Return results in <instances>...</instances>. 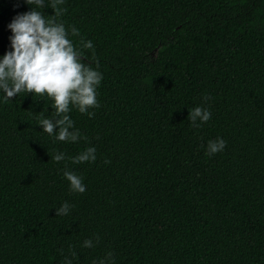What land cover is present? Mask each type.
I'll use <instances>...</instances> for the list:
<instances>
[{
  "label": "trees",
  "instance_id": "16d2710c",
  "mask_svg": "<svg viewBox=\"0 0 264 264\" xmlns=\"http://www.w3.org/2000/svg\"><path fill=\"white\" fill-rule=\"evenodd\" d=\"M50 2L37 9L46 17ZM60 7L102 73L100 106L92 117L72 108L81 138L60 142L38 125L54 116L47 95L0 91V264H264V0ZM31 8L0 0V58L8 25ZM197 106L211 118L193 127ZM217 138L226 147L208 155ZM88 147L95 162L68 159ZM65 166L84 193L70 191ZM65 202L74 207L56 216Z\"/></svg>",
  "mask_w": 264,
  "mask_h": 264
},
{
  "label": "clouds",
  "instance_id": "9594fccd",
  "mask_svg": "<svg viewBox=\"0 0 264 264\" xmlns=\"http://www.w3.org/2000/svg\"><path fill=\"white\" fill-rule=\"evenodd\" d=\"M31 5L30 11L18 14L8 25L12 35L9 37L11 50L0 58V91L5 100H10L21 93L47 95L53 101V118H39L38 125L43 132L54 135L60 142H77L81 137L74 122L69 116L72 108L89 117L94 116L90 109L98 108L97 88L103 76L98 70L83 62V54L72 40L64 23L58 21L66 9L60 7L64 0H51L50 8L54 14L46 17L43 11L45 0H25ZM33 5L35 7H33ZM72 36H79V31L71 28ZM83 49H92L94 45L89 41H80ZM211 113L202 107H195L189 111L188 118L193 127L197 123H206ZM226 147L222 138L209 140L207 154L214 155ZM95 147H88L75 157H69L73 164L95 162ZM51 159L57 163L64 161V153L57 152ZM108 163V161H105ZM64 178L70 183V191L84 193L86 186L82 177L67 169L63 170ZM70 206L67 202L56 209V216L68 215ZM98 239V238H97ZM91 239L83 243V247H93ZM74 254V253H73ZM112 256L108 253V259ZM63 264H72L65 258ZM99 264H105L101 260Z\"/></svg>",
  "mask_w": 264,
  "mask_h": 264
}]
</instances>
